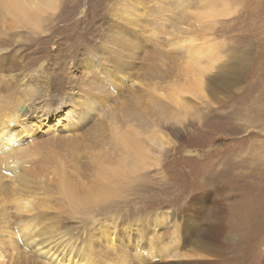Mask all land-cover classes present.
<instances>
[{
    "label": "rangeland",
    "instance_id": "obj_1",
    "mask_svg": "<svg viewBox=\"0 0 264 264\" xmlns=\"http://www.w3.org/2000/svg\"><path fill=\"white\" fill-rule=\"evenodd\" d=\"M137 2L64 0L65 6L62 3L55 15L69 20L68 25L60 19L62 22L59 21L46 34L36 36L34 41L28 43L21 37L25 36L23 31L21 38L14 36L15 41L4 45V50H0V58H7V62L0 63H4V66H0L1 75L13 77V81H18L16 77H20L19 82L23 81L24 87L26 81H45V75L40 73V70H45L50 64L49 56L63 46L56 37H50L48 39L51 40L48 41L45 35L58 33L70 36L71 78L70 87L67 89H70L73 96H85L88 100L95 101L91 120L87 122V127L85 125V130H89L86 139L90 142V147L99 138L95 131L97 124H107L106 115L117 119L122 109L129 106L130 100L133 102L134 99H142L144 90L150 87L151 80H154L151 77L153 69L162 71L161 58L165 61V57L169 58L167 55H178L177 50L169 45L168 38L175 33V28L178 31V27H185L187 11L194 15L193 18L190 17V21H194L199 15L198 21L202 28L210 24L208 31L202 28L199 30L202 33L207 32L202 36V41L211 44L212 51L218 56L214 65L218 63L223 68L227 67L226 73L223 74L230 83L215 88V94L206 89L201 94L185 92L183 98L188 107L187 112L178 107H171L163 99L160 104L165 108L159 117L163 116L165 123L160 125V130L165 132L167 142L159 146L154 139L153 146L149 147L152 159L149 157L146 166L138 170V175L133 178L134 182L129 184L126 181L127 187L121 189L117 198L100 203L86 214V209H82L75 218L76 221H69L73 223V233L78 236L76 228H79V225H82V228H97L103 224L107 226L108 222L114 220L119 224V236L115 244L120 245L115 249L132 255L126 241L129 235V243L138 242L144 254L150 252L151 248L157 251L159 256L149 257L147 262L139 264H264V0H189V3L185 2V7L183 0H141L140 4ZM121 4L131 7V10L121 11ZM178 4H181V7L177 9L179 16H176L169 9ZM209 4L210 7H207ZM158 7H161L162 12H156ZM211 7H215L218 13L215 17H210L209 14L204 17L205 10ZM163 12L164 17L160 18ZM128 15H131V26L141 27L146 19L154 20V24L149 26L152 27L151 34L154 36L146 32L143 33L145 36H137L132 27L130 30L129 27L124 28L122 20ZM116 24L118 26H115ZM117 31H122L130 37L132 43L129 42L128 47L133 56L130 55L127 59L125 69L120 67V62H115L114 66L106 64L112 69L111 73L104 70L111 75L126 74L122 82H118L119 78L114 76L101 79L102 75L96 70V73L85 71V61H89L92 55L97 58V62H94L96 69L98 66L101 68L98 60L111 62L109 59L112 50H105V59L101 57L100 50L103 49L104 40L115 39L114 32ZM109 34H113V37L108 36ZM24 43L27 44L26 49H23L26 46ZM19 48L22 50L19 51ZM30 59L33 63L29 70L21 71L16 68L13 72L8 71V66H21V62L27 63ZM184 62L183 59L173 58L167 71L159 75L163 77L169 72L174 75L175 80L180 79L181 73H185L180 72ZM206 63L210 62L204 58L203 65ZM158 65L160 66L157 67ZM175 67L178 68L175 70L177 72L174 71ZM209 70L206 72V79L217 80L216 68L210 66ZM16 72H22L24 75ZM148 76L151 78H147ZM165 80H160L158 86L166 88ZM167 81L171 83V79L167 78ZM91 82L98 87L95 86L94 90H91L90 86H86L77 93L78 86L74 84L84 86ZM117 85L119 86L114 88ZM62 86L64 89L65 86ZM90 91H94V94ZM44 92L46 91L43 90V94ZM37 95L40 97L41 94ZM167 106L169 108H166ZM138 129L150 130L146 126L143 127V124ZM105 131V136H108L110 131ZM71 134L79 135V132L74 131ZM143 137L141 134L139 139L147 142ZM115 143L121 146L120 143ZM87 152L88 150L84 155H87ZM84 155L73 158L72 162L83 164ZM87 163L89 165V162ZM43 201L48 203L47 200ZM12 215L14 216L13 204L9 203L4 216L11 221L14 219ZM164 219L165 222L162 223ZM125 226L131 228L126 227L124 231L122 228ZM18 239L20 240L19 236ZM95 249L102 251L101 247L95 246ZM176 253L180 256H176ZM56 254L58 252L54 253ZM54 255L50 257L55 259ZM96 255L98 256V252ZM33 257L35 258L32 255L31 258ZM37 257L38 260L42 259L41 255H36ZM11 262L7 254L2 263ZM137 262L132 260L130 264H138Z\"/></svg>",
    "mask_w": 264,
    "mask_h": 264
},
{
    "label": "bare ground",
    "instance_id": "obj_2",
    "mask_svg": "<svg viewBox=\"0 0 264 264\" xmlns=\"http://www.w3.org/2000/svg\"><path fill=\"white\" fill-rule=\"evenodd\" d=\"M132 1L137 2V0ZM183 1V7H185V2L189 3V0ZM62 3L65 6L64 0H0V50H4L2 48L4 45L12 44L16 37L23 34V31L25 36L21 37L28 43L31 40L34 41L36 36L46 34L52 26L54 27L61 20L67 22L68 25L69 20L55 15ZM137 3L140 4L141 0ZM180 7L181 4H178L169 10H172L170 11L172 14L175 13L176 16H179L177 9ZM119 9L127 11L131 10V7L121 4ZM165 9L168 10V8ZM196 9H198L197 6ZM205 11L204 17H208L205 14L215 17V14L218 13L215 7ZM156 12H162L161 7H158ZM164 14L165 12L159 17H164ZM187 15L185 16V27H178V31L181 30V32L179 33L175 28V33L168 38L169 45L177 50L178 55H167L169 58L165 57V61L163 57L161 58L162 65L159 64L162 66V71L153 69L151 77L154 80H151L150 87L144 90V97L137 98L139 102H137L138 100L134 101V97L133 102L130 100L129 106L122 109L117 119L113 118L115 114L112 116L113 119L110 115H106L108 123H99L97 127L95 126L97 128L95 131L101 138L100 140L97 138L95 144L92 142L94 145L90 144V147H88L90 142L86 139L89 130L85 129L87 122L91 120L90 115L92 116L95 101L88 100L85 96H82L83 99L79 95L73 96L70 89H67L70 87L71 78L69 70L70 58H72L70 36L58 33L45 35L47 39L56 37V40L63 45L51 57L49 56L50 64L45 67V70H40V73L45 75V81H26L23 87L24 82H19L20 77H16L18 78L16 82L13 81V77L2 76L0 72V264H3L7 254L12 261L11 264H50L51 262L52 264H130L132 260L138 261L139 264V262H147L149 257L159 256L153 248L144 254L138 242L132 243L131 241L129 243V235H127L126 241L132 255L126 251L115 249L120 245L115 244L117 236H119V224H116L114 220L108 222L107 226L103 224L97 228H82V225H79V228H76L78 236L74 235L71 225L73 223L69 221L78 217L82 209H86L84 212L86 214L94 207H98L100 203L103 204L117 198L121 189L127 187V183L135 181L133 180L134 176L138 175L140 168L143 169L146 166L149 157L152 159L149 147L153 146L154 139L157 140L155 143L159 146H163L167 142L165 132L160 130V125L165 123L164 117H159L165 108L160 104L163 99L171 107H175V109L178 107L187 112L188 107L183 98L185 92L201 94L206 89L215 94V88L230 83L227 76L223 74L226 73L227 67L223 68L218 63L216 66L214 65L218 61V56L212 51L213 46L207 44L205 40L202 41L204 39L202 36H205L207 32L199 31L202 28L199 15L194 18V21H190V17L194 16L191 11H187ZM129 17L131 15L122 20L124 28L129 27L128 30H130L132 27L134 34L141 37L145 36L143 35L145 32L153 33L152 27L149 26L154 24V20L146 19L139 27L131 26ZM116 19L119 18L116 17ZM138 22L140 23V21ZM119 28L121 27L119 26ZM208 28L210 29L209 23L206 28L202 29L208 31ZM122 30L125 31V29ZM114 35V40H104L103 49L100 50L103 59H105V50H112L109 59L111 62L98 60L101 68L98 66L97 70L94 66L97 58L95 59V56L92 55L89 61H85V71L96 73V70L102 75L101 79L114 76V78H119L118 82H122V79L125 80L126 74L114 75L113 73L111 75L112 69L106 64L110 63L114 66L115 62H120L122 64L120 67L125 69L128 64L127 59L132 55L131 49L128 47L129 42L132 43V41L122 31L114 32ZM108 36L113 37V34ZM19 42L21 44V40ZM25 45L23 49L27 48V44ZM20 49L22 50L19 48V51ZM175 57L176 60L183 59L185 61L180 67V72L185 73H181L182 79H178L179 81L175 80L174 75L169 72L163 77L159 75L167 71L169 63ZM204 58L210 63L203 65ZM6 59L5 57L0 58V63L7 62ZM32 63L33 60L27 63L21 62V66L12 64L8 66V71L13 72L16 68H20L21 71L29 70ZM0 66H4V63ZM210 66L216 68L217 80L206 79L208 76L205 75ZM177 69L175 67L174 71ZM59 70L60 72H57ZM103 72L106 73L103 74ZM16 73L23 74L22 72ZM167 78L171 79V83L167 81ZM164 79H166V88L159 87L158 82ZM132 80L131 78L130 81ZM91 83H85L84 86L74 84V86H78L77 93L86 86H90V89L94 90L93 88L97 85ZM113 83L116 84V81ZM62 85L65 86L64 89ZM118 86H114V88ZM162 88L165 89L162 91ZM43 90L46 91L44 94ZM37 94H41V98ZM182 119H184V114ZM142 124L143 127L146 126L150 130L140 131L138 128ZM105 130L110 131L108 136H105ZM74 131L79 132V135L72 136L71 132L74 133ZM141 134L144 135L143 139L148 140L147 142L139 139ZM115 142L120 143L121 146ZM87 150V155H84ZM83 155L85 158L83 164L72 162L73 158L77 159L78 156L82 157ZM43 200H47L48 203ZM9 203L13 204L14 210V216L12 215L14 219L11 218V221L4 216ZM41 208L44 209L41 210ZM164 222L165 219L162 223ZM126 227L131 228V226H125L122 230L125 231ZM18 236L21 244H19ZM95 246L101 247L102 251H97ZM56 252L58 254L54 255ZM96 252H98V256ZM52 254L55 259L50 257ZM32 255L35 258H31ZM36 255H41L43 260H38ZM176 256H180V254L176 253Z\"/></svg>",
    "mask_w": 264,
    "mask_h": 264
}]
</instances>
